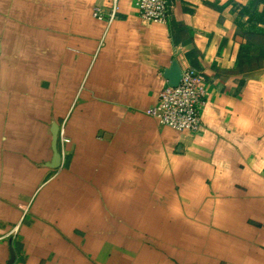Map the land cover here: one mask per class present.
Returning a JSON list of instances; mask_svg holds the SVG:
<instances>
[{
	"label": "crops",
	"instance_id": "crops-1",
	"mask_svg": "<svg viewBox=\"0 0 264 264\" xmlns=\"http://www.w3.org/2000/svg\"><path fill=\"white\" fill-rule=\"evenodd\" d=\"M169 6L0 0V264H264V0ZM174 63L198 133L147 114Z\"/></svg>",
	"mask_w": 264,
	"mask_h": 264
},
{
	"label": "built area",
	"instance_id": "built-area-1",
	"mask_svg": "<svg viewBox=\"0 0 264 264\" xmlns=\"http://www.w3.org/2000/svg\"><path fill=\"white\" fill-rule=\"evenodd\" d=\"M140 18L147 23L165 25L169 20V0H133ZM121 0H112L108 15L102 9H94L93 16L112 24L120 9ZM206 79L202 72L194 69L182 71L177 87L169 84L160 93L158 105L147 114L158 120L160 125L176 132L198 133L202 128V110L205 106ZM63 137V131H62ZM19 227L14 229L17 233Z\"/></svg>",
	"mask_w": 264,
	"mask_h": 264
},
{
	"label": "water",
	"instance_id": "water-1",
	"mask_svg": "<svg viewBox=\"0 0 264 264\" xmlns=\"http://www.w3.org/2000/svg\"><path fill=\"white\" fill-rule=\"evenodd\" d=\"M165 78L168 80L169 85L171 87H177L179 85V82L182 78V70L177 63H174L172 67L165 72ZM59 132H60L59 126L54 125L52 130V135H53L52 151L54 153V156L51 165H49V167L52 169H59L62 163V155L58 149ZM13 260H14V256L11 263L13 262Z\"/></svg>",
	"mask_w": 264,
	"mask_h": 264
},
{
	"label": "trees",
	"instance_id": "trees-1",
	"mask_svg": "<svg viewBox=\"0 0 264 264\" xmlns=\"http://www.w3.org/2000/svg\"><path fill=\"white\" fill-rule=\"evenodd\" d=\"M261 19V22H262V24H264V11L262 12V14H261V17H260Z\"/></svg>",
	"mask_w": 264,
	"mask_h": 264
}]
</instances>
